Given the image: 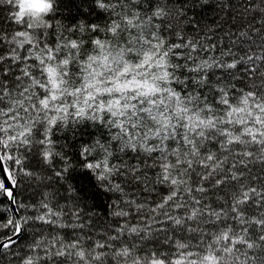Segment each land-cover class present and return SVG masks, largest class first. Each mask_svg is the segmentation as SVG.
Returning a JSON list of instances; mask_svg holds the SVG:
<instances>
[{"label":"snow or ice","instance_id":"snow-or-ice-1","mask_svg":"<svg viewBox=\"0 0 264 264\" xmlns=\"http://www.w3.org/2000/svg\"><path fill=\"white\" fill-rule=\"evenodd\" d=\"M91 2L0 0V264H264V0Z\"/></svg>","mask_w":264,"mask_h":264},{"label":"trees","instance_id":"trees-1","mask_svg":"<svg viewBox=\"0 0 264 264\" xmlns=\"http://www.w3.org/2000/svg\"><path fill=\"white\" fill-rule=\"evenodd\" d=\"M9 7L10 6L8 5H0V27H3L5 30L9 29L10 27H16L9 19H6V17L9 15ZM194 12L201 13V16H207L209 22L215 19L218 14V10L214 12L210 7L205 8L203 11L197 7L194 10H190L189 14L192 15ZM58 16L65 23H73L79 19H87L89 21L103 23V20L101 19L102 14L98 9H95L91 0H58ZM201 16H197L196 18L200 19ZM220 23L222 24L224 31H227L229 27L234 28L230 19H222ZM102 35L103 34H101V36ZM92 131H94L92 128H84L81 132V130L78 128L77 132L80 134L77 135L75 139H69L68 143H78L81 139L88 140L90 138L89 133ZM69 135L71 136V133H69ZM66 151L71 154L73 149H66ZM73 177V182L77 185V187L82 186L87 191L89 196L92 197L93 202L96 205L102 207L103 204L106 203V195L99 189L92 188L88 179L83 175V173H74ZM3 264H7V261H4Z\"/></svg>","mask_w":264,"mask_h":264}]
</instances>
